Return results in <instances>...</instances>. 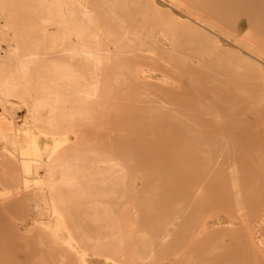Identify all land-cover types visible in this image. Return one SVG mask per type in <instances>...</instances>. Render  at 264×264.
<instances>
[{"label":"bare ground","instance_id":"6f19581e","mask_svg":"<svg viewBox=\"0 0 264 264\" xmlns=\"http://www.w3.org/2000/svg\"><path fill=\"white\" fill-rule=\"evenodd\" d=\"M144 3L143 0H0V143L3 145L0 149V216L3 215L6 207L8 205L10 206L12 201H15L17 206L19 203L25 205L27 214L23 212L24 216L21 218L23 219L21 223L8 222L10 231L19 233L27 227V224H42L40 229L36 230L37 232L29 234L33 240L30 245L31 248L27 250L28 264H44V262H46L47 259L52 258L53 255L48 254L46 253V250L44 251L41 249L43 247L49 249L55 246H58V249L55 252L56 256H54L56 260L55 264H89V260L87 259L88 252H91L96 256H101L105 261H108L109 263L111 262L110 264H164L165 262V264H199L202 260H199L201 256H203V260L209 264H264V236L261 237L260 234H257H262L264 231L253 228L252 225L248 223L241 228L236 225L239 228L235 230L237 233L235 235L234 232L233 234L235 236H233L230 234L232 233L230 231L232 230L231 228H225L224 230L220 229L221 225L219 226L220 221L218 220L213 222L210 226L205 218L200 217V213H196V209L195 213L189 211L194 207L193 205L186 206V202H188L189 199L187 196V200H185L184 203L186 204L185 206H182V203L180 204L177 200H174V202L171 201L172 204L174 203L171 211L173 210L174 212L173 214H170L165 221H159L155 224V222L151 223L148 220L149 217L146 218L147 212L150 211L149 209L155 206L153 200L155 199L156 188L158 186H156L155 183H150V179L153 178V171H147L149 166L150 169L148 170H152V161H150L149 158L140 157L138 155L139 152L136 153L134 150L137 148V151H139L138 148L141 145L143 146V144L141 143L140 145L139 143H136V141L141 142L139 138L134 142L136 144H133L132 140L134 138L137 139L136 136H141L143 138L144 135L147 134L146 141L143 143H147L152 150L151 152H154L152 147L156 146L157 143L155 144V142H159L162 145L166 143L168 144L170 140L173 142L179 141L180 138H182L180 137V134V136L177 135L171 139V132L168 133V130L170 131L171 127V130L174 129V125L182 130H190L189 128H193L192 125H194V120H200V118L197 117H203L202 113L205 114V112L209 111H206L205 108V112L202 111L199 113L196 110H198V108L204 109L205 106L200 107L199 105H196L197 103H201L200 101L196 104L194 103L195 107H197L194 111L198 112L200 115L198 114L197 116V113L194 112V114L192 112L196 119H192L190 122L188 120L189 126L187 127L189 128H186L187 123L185 122L186 119L184 117L186 107L184 108L182 106L183 103L180 101L182 95L185 94H183V89H180L182 78L181 73L184 70V66L187 64V61L193 64H201V60L194 62L191 55L187 56L185 52H180L177 37L175 38L170 32L158 30L156 32V39H154V36L151 33V28L145 26L146 21L144 22V18L149 16V14L147 15V7ZM149 3L152 5L156 13L161 14L163 11L161 6L153 2ZM232 6L236 7V5H228L227 7H230L228 10L232 9ZM141 7L142 9H146L142 12L139 10ZM220 9L227 12V8L222 5V2H220ZM135 12L136 14L142 13L141 16L144 18L142 21H138L135 18V25L127 24V21L133 23L132 19ZM195 30L196 29L191 28L192 32ZM257 41H259L258 46H264L261 38H258ZM153 48H156L159 51V54L162 56L165 55L168 59H164L162 56L158 59L155 55V51L152 50ZM215 50V55L219 57L217 60L218 64L221 62L220 60H223L224 62L226 61V64L232 63V59L234 58H239L237 61L240 64L249 62V59L243 57V55H237L235 53L236 51L227 50L222 45H218ZM175 51L177 54L175 55V59H173L171 54ZM203 52L204 55L205 52L209 55L214 54V52L211 53L209 49L204 50ZM123 53H125V55H123ZM198 54V52L194 53L197 57ZM256 55L258 56L257 58L259 61L264 62L262 59L264 58V52H258ZM158 60H162V62ZM158 64L161 66L160 72L163 76L158 80H152L151 77L147 75L148 70H146L145 67L152 66V68L156 70ZM250 64L252 63L250 62ZM220 68L222 69V67ZM193 71L201 72V70H192V72ZM231 71L235 74L238 70L237 68L232 67ZM195 75L197 76L198 74L196 73ZM199 76L202 75L199 74ZM185 80H187V78ZM226 81L229 82V79ZM190 84L192 87L193 82L190 81ZM190 84L187 85L188 89L185 88L187 92L191 89L189 88ZM198 84L200 83L198 82ZM218 84L220 87L223 86V83L222 85L220 82ZM214 85H212L213 88ZM195 87L193 88L195 89ZM194 89H192V91ZM219 91L221 92L222 90L220 89ZM187 92L185 94L186 97L190 94ZM225 92L226 90L224 89L223 94H225L224 97L226 98ZM216 93L218 94V92H215V94ZM206 94L207 93H203V95L207 96ZM215 94L212 95L217 99L215 97L217 95ZM232 94L234 97V93ZM236 94H239V92ZM241 94H245L244 91H242L240 95ZM253 94H250L249 98H251ZM192 95L195 96L194 94ZM228 95L227 92V97ZM255 96L252 98H255ZM258 96L260 95L258 94ZM190 98H192V96ZM201 98H204V96ZM189 102L191 103L190 100L187 103L189 104ZM241 103H243V101H241ZM246 103L248 104L250 102L246 101ZM253 104H255V102H253ZM222 105L224 106V104ZM218 106L221 107L219 104ZM233 106L234 105L230 108L236 107V105ZM246 107L249 106L247 105ZM21 108L26 109L27 114L23 119V125L27 124L26 128H17L13 125V115ZM192 108L194 109V106H192ZM215 108L213 107V109ZM225 108L228 109L229 107L227 106ZM250 108L252 109L253 107H249L248 109ZM235 109H231V112L233 111L231 113V118L233 117V114H238ZM237 109H239V107ZM216 110L217 109H215V111ZM234 110L236 113H234ZM220 111L217 110L216 112ZM259 111L261 112L260 108ZM259 111L257 113H260ZM187 112L189 113V111ZM223 112H221L222 116L224 115ZM225 112H227L226 115H230V113L228 114V111ZM238 112H242V110H239ZM213 114L215 113H212V115ZM252 114L254 113L252 112ZM112 115L120 117L119 119L122 118L123 120H128L127 122H130V124L131 122H143L140 123L141 125L138 123L137 125H134L133 123L131 126L138 127L141 131L144 130V134L140 133V130H137L140 132L137 133L136 131L135 133L137 135L134 138L129 136L133 138L130 140L131 142L126 140V138L124 139L123 135H126V133L122 132V130L121 133L118 132L115 134L116 139L114 140L111 137H99V139H96L97 134L93 133L92 131L94 128H91L94 126L101 127L102 120L107 119L106 117ZM194 115L192 118H194ZM208 116H210V112L207 117ZM242 116L245 117L242 119ZM242 116H238L239 118L234 116V119L236 118V120H240L241 118V125H243V123L247 124L250 120L247 118L248 121H244L247 114ZM221 118L223 120L224 117ZM208 119H210V117H208ZM213 119L216 121V118ZM219 119H217L218 122ZM234 119L232 118V121ZM236 120L232 122L234 123L231 125L233 128H229L230 124L226 127L231 120L228 121L227 124H225V122L223 124L230 130L231 128L233 130H236L237 128L241 129H237L236 131L237 133L240 131L238 134L241 136L237 137L238 139L241 138V141L238 140L239 142H235L237 133H234L235 138L232 141L237 144H242L244 140L247 142V139L250 138L251 135L250 137H247L246 135V139L244 137L246 133L242 135L241 131L244 129L245 132H247L246 129H248L252 123L250 122L249 125H247L248 128L245 127L244 124L243 128L239 125L241 122H237ZM146 121H159L160 124L155 127L151 125L150 122L148 124ZM171 121L175 124H170ZM203 121L205 122V120ZM119 122L125 123L126 121ZM119 122H117V124ZM208 122L209 121H207V123ZM216 122L214 124H216ZM130 124L125 123L121 128L126 129V125H128L129 128H132L130 127ZM209 125L211 126V124ZM113 126L115 125L113 124ZM33 127L37 129L38 134L31 131ZM118 127L120 128V126ZM211 128L212 127H210V129ZM214 128L215 127H213V129ZM210 129L208 131H210ZM218 129L220 130V128ZM221 129L224 131V128L221 127ZM219 130H215V132H219ZM179 131L182 132L181 130ZM249 131L251 130L248 129V132ZM127 132H130V130ZM183 132L187 133L186 131ZM195 132L197 134V132L200 131ZM226 132L227 130L224 132V135ZM230 132H232V130ZM173 133H171V135ZM173 135L175 136L176 134L174 133ZM185 135L186 138L188 134ZM190 135L192 137L194 136L192 134ZM38 136L44 139H50L52 141L51 145L40 146V138ZM177 137L179 138L178 140L176 139ZM156 138L158 140H156ZM214 138L215 137H213V141ZM186 139H188V137ZM193 141L192 143H194ZM222 142H224V140ZM222 142H220V144ZM231 142L227 144L229 146H224L223 143L221 145H223L222 147H225V149L227 147L229 150V147L230 149L232 147ZM234 142L233 144H235ZM246 142L243 144L245 145ZM190 143L191 141L189 144ZM170 144L172 143H169V145ZM241 144L235 145V147L237 146L239 148L238 150H240ZM250 145L251 144H249L248 147ZM142 146L140 147L141 149ZM218 146L220 147L219 144ZM258 146L256 145L255 147L254 145L256 151ZM158 147L159 146H157V149ZM167 147L169 148L168 145ZM212 147H216L214 146V143L212 144ZM233 148L231 151L227 150L228 154L233 151ZM251 148L252 147H250L249 153L252 152L251 154L255 155V160L258 157V159L264 161V154L261 155L260 152L255 154L254 149L253 153ZM141 149L140 151L145 155L147 149L145 148V151L143 150L144 148L142 149L143 151ZM159 149H162L161 146ZM165 149L166 148H164V150ZM175 149L173 148V150ZM209 149H212L211 145ZM262 149L264 150L263 147L261 150ZM187 150L188 149H186V151ZM206 150H208V148ZM155 151L158 152L157 150ZM221 151H224V149L222 148ZM165 152L166 150L162 153ZM170 152L171 155H169V158L170 156L172 157V149ZM213 152L214 151H212L211 154L209 153L208 163L215 158ZM227 152L225 150L224 153L226 154L224 155L227 156ZM240 152L241 151H239V154ZM162 153L159 152L156 154ZM167 153H165V155ZM232 153L234 154V152ZM232 153L230 156H232ZM249 153H246L245 155L243 154V156L250 158ZM148 154H146L147 157ZM152 154L154 153H151V156ZM175 154L176 153L173 155ZM220 154H222V152ZM239 154L234 156L235 159L232 158L230 159L231 161L229 160L228 162H233L232 160L239 159L240 157H237ZM205 155L207 157L208 154L206 153ZM151 156L150 159L152 160ZM161 156L158 157L162 158ZM209 157L211 158L209 159ZM220 157L221 158L219 159L217 157V160L214 159V161L216 160L215 165H217L218 160H220L218 164L223 163L221 162L223 158L221 155ZM155 158H157V156ZM186 158L188 159V157ZM253 158L252 160L254 161ZM226 159L228 160V158ZM226 159H223L224 163L226 162L228 164ZM148 160L152 164L147 163L149 162ZM262 160H260L259 163H261ZM202 161L204 162V160ZM237 162L238 163L235 164V161V163L229 167L226 165L222 166L223 170H226L227 167L229 171L227 172L228 174H224L225 177L230 178V183H228L230 184L229 187L231 192H229V188H225V186L222 187L224 191L221 190V192H224L227 198L230 196L228 199L229 202H231L230 198L232 195L245 189L244 187L243 189H236L235 185L237 184L235 183L234 187H232V173H235L233 170L247 168L251 171L252 168L250 164L245 166L240 159ZM155 163L157 162L155 161ZM164 164L165 162L163 163V166ZM201 165L204 166V164ZM208 165L209 164H206V167ZM203 166H201V168ZM220 166L221 165H217L218 169ZM168 167L170 168L171 166ZM159 168L161 171L165 170H162V165L161 167L159 166ZM159 168L157 167V170ZM208 168L211 171L210 167ZM206 169L207 168H205V171ZM215 169L213 170V174L218 171ZM143 170L147 171L144 175L145 183L140 185L142 187L138 188L136 181L139 178L141 180L139 171L142 172ZM209 170H207L208 172L205 174H210L211 172H209ZM202 171L204 172L203 169L199 170V173L201 172L200 175L202 174ZM221 172L219 173L220 176ZM183 173L185 174L186 172L184 171ZM211 174L210 176L213 177V174ZM194 175L195 174H193V176ZM172 176L173 175H170L169 179H172ZM188 176L190 177L191 175L188 174ZM188 176L186 175L185 177L187 178ZM204 176L208 175H203V177ZM156 177L158 178V176ZM175 177L176 176H174V178ZM185 177L183 179H185ZM255 177H264V170L262 173L261 171L255 173ZM174 178L171 180L172 183L174 180L176 182H182V178H179L178 180ZM246 178L247 176H245V179ZM197 179L199 180L196 181V178L193 180V185H195V183L196 186L199 185L197 182H203L204 178H201L202 180H200L197 176ZM206 179V183L203 186H200L204 187L201 189L203 192L205 188L208 191V182L212 178H209L210 180ZM213 179H217L215 181L216 184L219 185L218 181L220 179L218 177ZM213 179L211 180L212 182ZM245 179H243V181H245ZM248 182H240V184L247 185ZM256 183L258 182L256 181ZM180 184L177 183V185ZM263 184L264 181L262 185ZM216 187L215 189L210 188L212 191H210V193L208 191L209 196L214 190L216 191ZM251 189L252 186H249L248 190ZM181 191L182 190H180V192ZM255 191H257V189H255ZM177 192L176 194L180 193ZM258 192L262 196L257 194V197L252 198H264V185L261 191L258 190ZM173 193L174 192H172V195ZM239 193L242 194V192ZM225 196L219 198L225 200ZM159 197L162 196L160 195ZM197 197L198 196H196V198ZM180 198L181 197H179V199ZM211 198H213V196H211ZM190 199L192 201V196ZM170 200L171 198L168 201ZM235 201L237 202V199H235ZM164 202L161 203L164 205ZM124 204H133L136 208L138 207L140 211L142 209L143 213H141L143 216L140 215V217H138L137 214V217L139 218L138 220L131 219ZM206 204L207 203L202 206L206 207ZM256 204L257 202L254 205ZM208 206L206 208L210 207ZM185 207L187 208V211L185 210ZM227 207L229 208L228 205ZM252 207L253 206L249 207V209H253ZM255 208L256 209L251 211H255L257 216L264 215L263 205H258V207L256 206ZM167 210V212H170V209ZM200 210L201 209H199V211ZM233 210L235 211V209H232L231 211ZM15 214L16 213L12 215ZM156 215H158V213ZM228 216L233 218V214L231 213H229ZM152 218L154 217H151V219ZM17 220L20 221L19 219ZM228 223L236 224V222ZM7 226L8 225L2 223L0 225V233L7 229ZM216 226L220 228L218 229ZM61 231H66L70 238L64 240L60 236ZM223 239L234 241L232 242L233 244L230 243L224 245L220 241ZM0 240H4V238L0 237ZM217 241H220L222 245H219L220 243L215 244ZM14 255V252L0 251V264H4V261H7Z\"/></svg>","mask_w":264,"mask_h":264},{"label":"rangeland","instance_id":"374dc122","mask_svg":"<svg viewBox=\"0 0 264 264\" xmlns=\"http://www.w3.org/2000/svg\"><path fill=\"white\" fill-rule=\"evenodd\" d=\"M143 2H145L144 4L146 5V7H147V15L149 14V16H146L145 18L143 17V16H141V14L142 13H140V14H136V12L133 14V23H130V22H128L127 21V24H129V25H135L136 23H135V18L138 20V21H142V19L144 18L145 20H144V22L146 23L145 24V26H147V28H151V30H152V35L154 36V39H156V32L158 31V30H160V31H162V30H164V31H166V32H170L171 34H173L174 36H175V38L177 37V42H178V44H179V46H180V49H179V51L180 52H185V54L187 55V56H192V58H193V61L194 62H196V61H199V60H201V64H193V63H189L188 61L186 62L187 64L184 66V70L182 71V73H181V82H180V89L183 91V94L185 93L186 94V92H187V90L186 89H188V87H187V85L188 84H190V81L191 82H193V84H192V87H191V84H190V86H189V88H191V89H189L188 90V92L187 93H190L189 95H187V97H186V95L184 96V95H182V98L180 99V101L183 103L182 104V106L185 108V111H184V117H185V119L187 120H185V122L188 124L189 122H190V120L192 121V119H196V117H195V113H197V116H198V114L199 113H201L202 111L203 112H205V108H206V111H209L210 112V116H208V117H210V119H208V117H207V115L209 114V112H205V114H203L202 113V115H203V117H197V118H200V120H194V125H192L193 126V128H192V130H191V128H189V127H187V126H189V124L187 125L186 124V128H189L190 130H188V129H180V128H177V126L176 125H174L175 123L173 122V121H171V123L170 124H172V125H174V129H172L171 130V128H170V131L168 130V133H175L176 135L174 136L173 134L171 135V133H170V136L172 137L171 139H173L174 137H176L177 135H179L180 136V134H181V136L180 137H182V138H180V142H183V143H180L179 141H173V142H171L172 140H170L169 141V143H172V144H170L171 145V147H170V145H169V143L167 144L168 146H169V148L167 147V145L166 144H160L159 142H155V144H156V148L154 147H152V149H153V151L154 152H151L152 150H151V148L148 146V144L147 143H143V142H145L146 141V135L147 134H145L144 135V139L141 137V136H136L137 134L135 133L137 130H140V128L138 129V127H133V126H131V124L133 125V123H134V125H137V123L139 124V125H141L140 123H143V122H131V124H130V122H127L128 120H123L122 118L121 119H119L120 117H116V116H108V117H106L107 119H104V120H102L103 122L101 123L102 124V126L101 127H92L91 129H93V133H95V134H97V136H96V139H99V137L100 138H106V137H111L113 140L114 139H116V136H115V134H117L118 132L119 133H121V130H122V132H125L126 133V135L124 136L123 135V137H124V139L126 138V140H131V139H133L135 136H136V138L137 139H133L132 140V143L133 144H136V143H139L140 145H141V143L143 144V146H142V149L145 151L146 149V151H145V155H144V153L142 154V152L140 151V147L138 148V150L139 151H137V148H135L134 150H135V152L136 153H138L139 152V156L140 157H146V158H149V160L150 161H152V163L149 161V162H147V163H151L152 164V166H151V169L152 170H148V169H150V166L147 168V171H153V178L152 179H150V183H155V185L156 186H158L157 188H156V195H155V199L153 200L154 201V204H155V206H153L152 208H150L149 210V212H147V214H146V218L147 217H149V221L151 222V223H154L155 222V224H157L159 221H165L166 219H168V217L170 216V214H173V210L171 211V209H172V207H173V204L171 203V201H173L174 202V200H177L182 206H185L186 204V206L188 207L189 205H193V209H191V210H189V211H191V212H193V213H195V209H196V213L197 214H199L200 213V217L201 218H205L206 219V221L208 222V225H210L211 226V224L213 223V222H216L217 220L218 221H220L219 223V226L221 227H218V226H216V228L218 227V229L220 228L221 230H224L225 228L227 229V228H231L232 230H230L232 233H230L231 235H233V236H235L236 235V233L237 232H235V230H237L239 227L241 228V227H243L244 225H246V224H250V225H252V227L253 228H257V229H261L262 231H264V215H260V216H257V214L255 213V211H251V210H254V209H256L255 207L257 206L258 207V205H263L264 206V198H262V197H259V199L258 198H252V197H257L258 195L257 194H259V192H258V190L259 191H261V189L263 188V185H262V183H263V181H264V177H255V173H258V172H260L261 171V173L263 172V170L264 169H261V168H264V161L262 160V159H258V157L256 158V160H255V155H253V154H251V153H249L250 151V147H252L251 149V151H253V149H254V151H255V154L257 153V152H260L261 153V155H263L264 153H263V149L261 150V148L263 147L264 148V62H261V61H259L258 60V56L256 55V53H258V52H260V53H263L264 52V46H258V43H259V41H257V39L258 38H261V40L263 41V43H264V0H143ZM149 2H153V3H155V4H157V5H159V6H161V9L163 10L162 12H161V14H158V13H156L155 12V10H154V8L152 7V5H150V3ZM220 2H222V5L223 6H225L226 8H227V12H224L223 10H221L220 9ZM228 5H236V7H233L232 6V9H229L228 10V8H230V7H227ZM138 9V8H137ZM146 8H143L142 9V7L139 9L140 11H142L143 12V10H145ZM170 13V14H169ZM138 16V17H137ZM191 28H194V29H196L195 31H191ZM218 45H222V46H224L225 47V49H227V50H233V51H236L235 53L237 54V55H243V57H246L247 59H249V62H246L245 64L243 63V64H240L238 61H237V59H239V58H234V59H232V63H228V64H226L223 60H220L221 62H219V64L217 63V60H218V56H216L215 54H216V50H215V48L216 47H218ZM111 48H112V46H111ZM183 48V49H182ZM210 50L211 51V53L212 52H214V54H208V53H206L205 52V55H204V50ZM153 51H155V55H156V57L159 59L162 55L161 54H159V51L156 49V48H153L152 49ZM194 51V52H193ZM218 51V50H217ZM192 52V53H191ZM196 52H198L199 54H201V55H199L198 54V57L197 56H195L194 55V53H196ZM146 53V52H145ZM175 53V54H174ZM147 54H148V52H147ZM177 53H176V51L175 52H172V58L173 59H175V55H176ZM189 54V55H188ZM202 54H203V56H202ZM123 55H125V53H123ZM200 56V57H199ZM214 57H216V58H214ZM162 58H164V59H168V57H166L165 55H163L162 56ZM215 59V60H214ZM222 59V58H221ZM263 60H264V58H262ZM236 60V61H235ZM158 61H161L162 62V60H158ZM214 61V62H213ZM250 62L252 63V64H250ZM250 65H249V64ZM203 64V65H202ZM206 64H207V66H206ZM209 64V65H208ZM213 64V65H212ZM216 66H215V65ZM219 65V66H218ZM240 65V66H239ZM193 66V67H192ZM160 65L158 64V66H157V69L155 70L154 68H152V66H147V67H145L146 68V70H148V72H147V75H149L150 77H151V79L152 80H158L160 77H162L163 75H162V73L160 72L161 70H160ZM200 67V68H199ZM220 67H222V69L220 68ZM226 67V68H225ZM232 67H235V68H237V72H235V74H234V72L233 71H231V69H232ZM192 68V69H191ZM224 68V69H223ZM205 69H206V71H205ZM243 69V70H242ZM192 70H201V72H197V71H193L192 72ZM211 70V71H210ZM216 70H217V72H219V73H217L216 72ZM205 71V72H204ZM222 72H224V73H222ZM239 72V73H238ZM198 74L197 76L195 75V74ZM210 73H211V75H210ZM199 74L200 75H202V76H199ZM214 76H213V75ZM217 74H218V76H217ZM220 74V75H219ZM239 74V75H238ZM225 75V76H224ZM228 75V76H227ZM238 75V76H237ZM204 76V77H203ZM234 76V77H233ZM199 78V80H198V78ZM232 77H233V79L235 80H233L232 79ZM187 78V80H185ZM203 78V79H202ZM224 78H225V81H224ZM227 79H229V82L228 81H226ZM185 80V81H184ZM209 80V81H208ZM230 80H231V82H230ZM237 80V81H236ZM220 82V84L222 85V83H223V86H224V88H223V86H221L220 87V85L218 84L219 82ZM222 81V82H221ZM232 81H233V83H232ZM185 82H189V83H185ZM198 82L200 83V84H198ZM210 84H209V83ZM227 82V83H226ZM195 83H197V84H195ZM208 83V84H207ZM216 84V85H214V84ZM232 83V84H231ZM207 84V85H206ZM228 84V85H227ZM195 85H196V87H195ZM198 85V86H197ZM212 85H214V88H213V86ZM231 85V86H230ZM206 86H207V88H206ZM215 86H218V87H215ZM193 87H195V89L193 88ZM198 87H199V89H198ZM203 87V88H202ZM212 87V88H211ZM186 88V89H185ZM197 88V89H196ZM217 88V89H216ZM192 89H194L193 91H192ZM222 90L221 92L219 91V90ZM224 89L226 90V98L224 97L225 96V94H223L224 93ZM190 91V92H189ZM211 91V92H210ZM242 91H244V93L247 95V98H246V95L245 94H241L240 95V93L242 92ZM197 93V94H195V93ZM205 94V93H207L206 95L207 96H205V95H203V93ZM209 92H210V94H209ZM215 92H218V94L216 93L215 94ZM227 92H228V97H227ZM237 92H239V94H236ZM202 93V94H201ZM215 94V95H217V96H215L217 99H215L214 98V96L212 95V94ZM232 93H234V95L236 96H232L233 94ZM255 94V95H257V96H255L254 94L252 95V97H254L255 96V98H249V96H250V94ZM192 94H194L195 96H193ZM208 94H209V96H208ZM222 94V95H221ZM248 94H249V96H248ZM258 94L260 95V96H258ZM202 95V96H201ZM211 95H212V97H211ZM243 95H244V97H243ZM192 96V98H190ZM203 97L204 96V98H201V97ZM232 96V97H231ZM242 97V98H241ZM187 100H186V99ZM221 98V99H220ZM223 98V99H222ZM191 101V103L189 102V104L187 103L189 100ZM203 101H202V100ZM193 100H195V101H193ZM198 100V101H197ZM213 100V101H212ZM225 102H224V101ZM192 101H193V103H192ZM201 102L202 103V105H201V103H197V102ZM206 101V102H205ZM209 101V102H208ZM231 101V102H230ZM238 101V102H237ZM240 101V102H239ZM241 101H243V103H241ZM245 101V102H244ZM246 101L247 102H250V103H246ZM207 102H208V104H207ZM213 102V103H212ZM219 102V103H218ZM227 102V103H226ZM253 102H255V104H253ZM196 105H199L200 107L201 106H205L204 107V109L203 108H198V110H196V111H198V112H196V111H194L197 107H195V104ZM204 103H206V104H204ZM235 103V104H234ZM260 103V104H259ZM190 104H191V106H190ZM218 104L219 105H221V107L223 108L224 106L225 107H229L228 109H226L225 107L222 109L220 106H218ZM222 104H224V106L222 105ZM230 104V105H229ZM186 105V106H185ZM209 105V106H208ZM217 107H216V106ZM232 105H236V107H234V108H230V107H232ZM249 106V107H253L252 109L250 108V109H248L249 107H246V106ZM192 106H194V109L192 108ZM260 106V107H259ZM187 107H188V109H187ZM191 107V108H190ZM213 107L215 108V109H217L218 111H220L221 109L224 111H220V112H216L215 111V109H213ZM239 107V109H237ZM240 107H241V109H240ZM245 107V108H244ZM221 108V109H220ZM236 108V109H235ZM255 108V109H254ZM259 108H260V110H261V112L259 111ZM192 110V111H190V110ZM202 109V110H201ZM226 109V110H225ZM231 109L233 110V109H235V110H237L236 112L238 113V114H233L232 116V118L234 119V116L235 117H237V118H239V117H241L242 115H246L247 114V116H246V119H244V121L245 122H247L248 121V119H250L249 121H248V123L246 124V123H243V125H241L242 124V119L245 117V116H242V119L240 118V120L238 119V120H236V118L234 119V120H236L237 122L239 121V122H241L239 125L240 126H244V124H245V127H247L248 128V126L247 125H249V123L251 122L252 124H250L251 126H249V130H251V131H249L248 132V129H246L247 130V132H245V130L244 129H242V131L244 132H242L241 131V133H242V135H244L245 133V135H244V137L247 139V137H250V135H251V137L250 138H248L247 139V142H246V140H244V142L243 143H245L246 142V144H247V148H246V144L244 145L243 143V145L241 144V143H238V144H241V146H240V150H238L239 148L236 146L235 147V145H238L237 143H235V142H239V141H241L240 139L241 138H239L238 139V137L237 136H241V135H239L238 133L240 132V131H238V133L236 132L237 131V126H236V130L234 129H232L233 128V126H231V125H233L234 123H232L233 121H232V118H231V113L233 112H231ZM244 109V110H243ZM245 109H247V110H245ZM256 109H257V111H256ZM235 110H234V113H236L235 112ZM239 110H242V112H238ZM252 110V111H251ZM187 111H189V113L187 112ZM225 111H228V114L230 113V115H226V113L227 112H225ZM244 111V112H243ZM250 111H251V113H250ZM260 112V113H257V112ZM187 112V113H186ZM194 114H193V113ZM215 113V114H213L212 115V113ZM221 112H223L224 113V115L222 116V113ZM247 112V113H246ZM249 112V113H248ZM252 112L254 113V114H252ZM207 113V114H206ZM221 113V114H220ZM246 113V114H245ZM26 109L25 108H21V109H19V110H17L15 113H14V115H13V125H14V127H23V128H26L27 127V124H24L23 125V119H24V117L26 116ZM188 114V115H187ZM220 114V115H219ZM240 114H242V115H240ZM249 114V115H248ZM189 115H192V116H189ZM193 115H194V118H192L193 117ZM200 115V114H199ZM204 115H205V117H204ZM239 117H238V116ZM17 116V117H16ZM213 118H216V121L218 122V120L217 119H219V118H221V117H224L223 118V120H222V118L221 119H219V122L217 123L216 121H215V119H213ZM216 116H220V117H216ZM227 116V117H226ZM229 116V117H228ZM225 117H226V120H225ZM202 118V119H201ZM206 118V119H205ZM230 118V119H229ZM248 118V119H247ZM110 119V120H109ZM119 120V121H126L125 123L126 124H130V127H132V128H129L128 127V125H126V127H125V125H124V127L127 129H122L121 128V126H123V124H125L124 122H122V123H120L119 121H117V120ZM188 120H189V122H188ZM203 120H205V122L203 121ZM209 121L208 123H207V121ZM231 120V122H229L228 123V121H230ZM144 121V120H143ZM200 121V122H199ZM201 121H203V122H201ZM243 121V122H244ZM100 122V121H99ZM113 122V123H112ZM115 122V123H114ZM117 122H119L118 124H117ZM145 122V121H144ZM148 124H149V122H150V124L151 125H153V126H158L159 124H160V122L159 121H154V122H151V121H146ZM156 122V123H155ZM213 122V123H212ZM216 122V124H214ZM225 122V124H227L226 125V127H228L229 126V124H230V126H229V128L230 127H232L231 128V130H232V132H230L231 130L229 129V128H226L225 126H224V123ZM152 123H154V124H152ZM161 123H163V122H161ZM198 123H200V124H198ZM113 124L115 125V126H113ZM122 124V125H121ZM157 124V125H156ZM169 124V125H170ZM203 124V125H202ZM209 124H211V126L208 125ZM213 124V125H212ZM218 124H222V125H218ZM17 125H20V126H17ZM103 125H104V128H103ZM112 125V126H111ZM195 125H196V127H195ZM208 127H207V126ZM215 125V126H214ZM236 125H237V123H236ZM108 126V127H107ZM118 126H120V128L118 127ZM201 126H202V128H201ZM217 126V127H216ZM239 126V127H240ZM128 127V128H127ZM195 127V128H194ZM199 127H200V129H199ZM210 127H212L211 129H210ZM213 127H215L214 129H213ZM221 127L222 128H224V131H222L223 129H221ZM252 129H251V128ZM133 128H134V130H133ZM210 129V131H208L209 129ZM218 128H220V130H219V132H215V130L216 131H218L217 129ZM244 128V127H243ZM176 129H178V130H176ZM196 129H198V130H196ZM240 129V128H239ZM238 129V130H239ZM130 130V132H127V131H129ZM148 130H150V129H148ZM147 130V131H148ZM158 130V129H157ZM179 130H181L182 132H180ZM200 131V132H197V134H196V132L195 131ZM212 130V131H211ZM227 130V134L229 133L230 134V137H229V134L227 135L226 133H225V135H224V132ZM228 130H230V131H228ZM241 130V129H240ZM31 131L33 132V133H37L38 134V131H37V129L36 128H32L31 129ZM111 131V132H110ZM141 131V130H140ZM140 131H137V133L138 132H140ZM144 131V130H143ZM143 131H141L140 133H142V134H144L143 133ZM178 132V134H177V132ZM183 131H186L187 133H185V132H183ZM190 131V132H189ZM208 133H207V132ZM222 131V132H221ZM233 131H235V132H233ZM31 132V133H32ZM103 132V133H102ZM180 132V133H179ZM210 132V133H209ZM214 134H213V133ZM101 133V134H100ZM127 133H129V134H127ZM183 133H185V134H188L187 135V137H188V139H186L185 138V134H183ZM194 133V134H193ZM211 133H212V135H211ZM216 133H218V134H216ZM234 133H237V135H236V137L237 138H235V134ZM134 134V135H133ZM183 134V135H182ZM190 134H192V135H194L193 137H195V138H193ZM196 134V135H195ZM231 134H233V135H231ZM185 135V136H184ZM222 135V136H221ZM224 135V136H223ZM246 135H247V137H246ZM249 135V136H248ZM129 137V136H131V137H133V138H131V137H129V138H127V137ZM178 136V137H179ZM218 136V137H217ZM233 138H232V137ZM253 136V137H252ZM40 139H39V145L40 146H44V145H47V146H49V145H51V140L50 139H44V138H42V137H40V136H38ZM176 138L177 140L179 139V138ZM197 137V138H196ZM212 137V138H211ZM213 137H215L214 138V141H213ZM228 137V138H227ZM138 138L140 139V141L141 142H137L136 140H138ZM189 138H190V140H189ZM192 138V139H191ZM212 139V141H211V139ZM217 138H219V139H217ZM221 138V139H220ZM226 138H227V142H226ZM231 138V139H230ZM236 139V141L234 142V141H232L233 139ZM142 139V140H141ZM183 139H185V140H183ZM242 139H244V138H242ZM156 140H158L157 138H156ZM175 140V139H174ZM183 140V141H182ZM187 140V141H186ZM194 140V141H193ZM196 140V141H195ZM224 140V142H226V143H224V142H222V141ZM232 142H231V141ZM239 140V141H238ZM136 141V143H134ZM191 141V143L189 144V142ZM192 141L195 143H192ZM215 141H216V143H215ZM231 142V144H232V147H231V149H230V147H229V150L227 149V147H226V149H225V147H222L223 145H221L222 143L224 144V146L225 145H227V144H229L230 142ZM243 141V140H242ZM257 141V142H256ZM131 142V141H130ZM180 144H179V143ZM185 142V143H184ZM186 142H188V143H186ZM207 142V143H206ZM214 143V146H216L215 148L214 147H212V144ZM220 142H222L221 144H220ZM233 142L235 143V144H233ZM249 142V143H248ZM211 143V144H210ZM253 143V144H252ZM145 144H147V145H145ZM218 144L220 145V147L218 146ZM249 144H251L249 147H248V145ZM147 146V147H145V146ZM175 145V146H174ZM192 145V146H191ZM195 145V146H194ZM210 145H211V148L212 149H209V147H210ZM253 145V146H252ZM254 145H255V147H256V145L258 146V145H260V146H258L257 147V151H256V148L254 147ZM157 146H159L158 147V149H157ZM160 146H161V148L163 149V151H165L166 150V152L165 153H167L166 155H165V153H162L163 151H162V149H159L160 148ZM227 146H229V145H227ZM231 146V145H230ZM245 146V147H244ZM3 147V145H2V143H0V149ZM178 147V148H177ZM187 147H189V148H187ZM191 147V148H190ZM217 147H219V148H217ZM234 147V148H233ZM243 147V148H242ZM254 147V148H253ZM146 148V149H145ZM164 148H166L165 150H164ZM169 150H168V149ZM173 148L175 149V150H173ZM182 148V149H181ZM193 148V149H192ZM208 148V150H206ZM217 148V149H216ZM224 149V151H221V149ZM232 148H233V151L232 152H234V154L232 153V156H230L231 155V153L229 152V154H228V152H227V150L228 151H231L232 150ZM245 148V149H244ZM141 149V150H142ZM150 149V150H149ZM157 150L158 152H156L155 150ZM171 149H172V157L170 156V158H169V155H171ZM177 149H180V150H177ZM185 151H184V150ZM186 149H188L187 151H186ZM192 149V150H191ZM195 149H196V151H195ZM205 149V150H204ZM234 149H235V151H234ZM241 149H243V150H241ZM259 149V150H258ZM142 150V151H143ZM177 150V151H176ZM204 150V151H203ZM216 150H218V151H216ZM225 150H226V152H227V154L229 155H224V154H226V153H224L225 152ZM261 150V151H260ZM148 151V152H147ZM173 151H176V152H173ZM207 151V152H206ZM212 151H214L213 153H214V159H216L217 160V157H218V159L219 158H221L220 157V155L222 156V158L223 159H226V158H228V160H227V162L230 160V159H232V158H234V156H236L237 154H239V151H241L240 152V154H239V156H237L239 159H240V161L241 162H243V164L246 166V165H248V164H250L251 166H252V168H251V171H249L247 168H241V169H235V170H233L235 173L233 174L232 173V175H233V177H232V179L231 180H233L231 183V185H233L232 187H234V185L235 184H237V185H235V187H236V189L237 188H241V189H243V187L247 190V192H246V190L245 189H243V191H239V192H242V194L241 193H239L238 191V193H236V194H234V195H232V197L230 198L231 199V202H229V197L227 198L226 196H225V193L224 192H221V190L222 191H224L223 190V186H225V188H229V192H231V190H230V178H227V177H225V174H228L227 172H229L228 171V169H227V167H229L230 165H232V164H234L235 163V161H236V163L235 164H237L238 162L237 161H239V159H237V160H232L233 162H228V164L225 162L224 163V160L222 161L221 160V162H223V163H220V164H218L219 162H220V160H218V163H217V165H221L220 167H219V169H218V167H217V165H215L216 164V160L214 161V159H212L211 160V162H207L208 161V156H209V153L211 154L212 153ZM238 151V152H237ZM248 151V152H247ZM254 151H253V153H254ZM147 152V153H146ZM154 153V154H152V156H151V153ZM162 153V154H156V153ZM187 152V153H186ZM197 152V153H196ZM203 152V153H202ZM215 152H217V153H215ZM218 152H219V154H218ZM222 152V154H220ZM237 154H236V153ZM249 153V156H250V158L249 157H245V156H243V154L245 155L246 153ZM149 153V154H148ZM174 153H176L175 155H173ZM190 155H189V154ZM208 154L207 155V157H206V155L205 154ZM241 153H242V156H241ZM144 155V156H141V155ZM146 154H148V157H147V155ZM180 154V155H179ZM182 154V155H181ZM192 154V155H191ZM194 154H196V155H194ZM162 155V156H161ZM176 155H178L179 156V158H181V157H184L185 158V160H184V158H181V159H179L178 158V156H176ZM187 155V156H186ZM194 155V156H193ZM203 155V156H202ZM205 155V156H204ZM211 155V156H212ZM219 155V156H218ZM150 156H151V158H152V160L150 159ZM157 156V158H155ZM158 156H161L162 158H160V157H158ZM163 156H165V157H163ZM175 156V157H174ZM196 156V157H195ZM225 156H226V158H225ZM253 156H254V158H253ZM168 159H167V158ZM186 157H188V159L186 158ZM190 157V158H189ZM206 157V158H205ZM236 157V158H237ZM243 157H244V159H243ZM263 157V156H262ZM154 158V159H153ZM159 158V159H158ZM176 158H178V159H176ZM202 158V159H201ZM211 157H209V159H210ZM252 158L254 159V161L252 160ZM162 159V160H161ZM174 159H176V160H174ZM235 159V158H234ZM154 160V161H153ZM168 160V161H167ZM173 160H174V162H173ZM179 160V161H178ZM202 160H204V162L202 161ZM206 160V161H205ZM225 160V161H226ZM251 160V161H250ZM260 160H262L261 161V163H259L260 162ZM155 161L157 162V163H155ZM183 161V162H182ZM231 161V160H230ZM165 162V164H164V166H163V163ZM190 162V163H189ZM206 162V163H205ZM214 162V163H213ZM253 162V163H252ZM255 162V163H254ZM262 162H263V164H262ZM155 163V164H154ZM175 163V164H174ZM194 163V164H193ZM177 164H179V165H177ZM181 164V165H180ZM191 164H192V166H191ZM201 164H204V166L203 165H201ZM206 164H209L207 167H206ZM154 165V166H153ZM161 167V165H162V170L163 169H165V170H167V171H165V170H163V171H161V169L159 168V166ZM167 165V166H166ZM191 166V168H190V166ZM199 165H201V166H203L202 168H201V166H199ZM213 165V166H212ZM227 166L226 167V170L224 169H222L223 167L222 166ZM255 165V166H254ZM261 165V166H260ZM168 166H171L170 168L168 167ZM173 166V167H172ZM181 166H183V167H181ZM157 167L160 169H158L157 170ZM164 167V168H163ZM168 168V169H170V170H168V169H166V168ZM176 167V168H175ZM195 168V171H194V168ZM208 167H210V169H211V171L209 170V168ZM215 167H216V169H215ZM173 168H175L174 170H172ZM205 168H207L206 169V171H205ZM215 170H220L219 172L217 171V173H215V174H213V170L214 169ZM225 168V167H224ZM154 169V170H153ZM182 169V170H181ZM184 169V170H183ZM187 169H188V171H187ZM204 170V172L202 171V174L200 175V173H199V170ZM230 169V168H229ZM255 169V170H254ZM156 170V171H155ZM179 170V171H178ZM207 170H209V172H211L212 174H213V177H211L210 176V174L209 173H207V174H205L206 172H208ZM147 171H145V170H143L142 172L141 171H139V175H140V177H141V180H140V178L139 179H137V181H136V185H137V187L139 188V187H142V186H140V185H143L144 183H145V177H144V175H145V173L147 172ZM181 171V172H180ZM186 172L185 174L183 173V172ZM221 171H224V172H221ZM254 171V172H253ZM156 174H155V173ZM187 172H189V173H187ZM194 172V173H193ZM216 172V171H215ZM221 172V176H220V173ZM169 173V174H168ZM171 173V174H170ZM173 173V174H172ZM195 174L194 176H193V174ZM204 173V174H203ZM225 173V174H224ZM245 173V174H244ZM161 174H163V175H161ZM180 174V175H179ZM183 174H184V176H183ZM188 174L189 175H191L190 177L188 176ZM211 174V175H212ZM249 174V175H248ZM253 174V175H252ZM142 175V176H141ZM170 175H173L171 178L172 179H169V177H170ZM188 176L187 178L185 177V176ZM203 175H208L209 176V178H219L220 180L218 181V184L219 185H217L216 184V181L215 180H217V179H213V182L208 178V176H204L203 177ZM216 175H218V176H216ZM247 176V178L245 179V176ZM156 176H158V178L156 177ZM174 176H176L175 178H174ZM179 176V177H178ZM181 176V177H180ZM183 176V177H182ZM196 176V177H195ZM197 176L200 178V180H202L203 178V182H202V184L200 185V183L201 182H197L199 185H197L196 186V183H195V185H193L194 183H192L193 182V180L196 178V181L197 180H199V179H197ZM215 176V177H214ZM249 176V177H248ZM157 179H156V178ZM164 177V178H163ZM185 177V179H183ZM194 177V178H193ZM155 178V179H154ZM167 178H168V180H167ZM173 178L174 179H176V180H178L179 178L182 180V182L180 181V182H176L175 180H174V182L172 183V181L171 180H173ZM202 178V179H201ZM207 178V179H206ZM235 180H234V179ZM165 179V180H164ZM189 179H192V180H189ZM205 179L206 180H210L209 182L210 183H212V184H210L209 182H208V184H209V187H208V191H209V193H210V191H212V189H210V188H214L215 189V187H216V195H215V192L213 191V193L212 194H210V196H209V193H208V191H207V189L205 188V190H204V192L201 190L202 188H204V187H200V186H203L206 182H205ZM243 179H245V181H243ZM141 181V182H140ZM156 181V182H155ZM163 181V182H162ZM166 181V182H165ZM191 181V182H190ZM196 181H194V182H196ZM235 181V182H234ZM238 181V182H237ZM248 182V181H250V182H248V184L247 185H244V184H240V182ZM256 181L258 182V183H256ZM176 182V183H175ZM229 182V183H228ZM142 183V184H141ZM168 183V184H167ZM176 185H175V184ZM177 183L178 184H180L181 185V187H180V185H177ZM192 183V184H191ZM215 183V184H214ZM235 183V184H234ZM170 184V185H169ZM173 186H172V185ZM259 184V185H258ZM160 185V186H159ZM161 185H163V186H161ZM168 185V186H167ZM212 185H214V186H212ZM240 185V186H239ZM172 186V187H171ZM179 186V187H178ZM208 186V185H207ZM206 186V187H207ZM212 186V187H211ZM227 186V187H226ZM249 186H252V189L251 190H248V187ZM260 186V187H259ZM161 187H162V189H161ZM171 187V188H170ZM200 187V188H199ZM166 188V189H165ZM179 190H178V189ZM180 188H182V189H180ZM174 189V190H173ZM176 189V190H175ZM255 189H257V191H255ZM180 190H182L181 192H180ZM188 190H189V192H188ZM160 191V192H159ZM180 192V193H178V192ZM172 192H174L173 193V195H172ZM176 192L178 193V194H176ZM219 192V193H218ZM221 192V193H220ZM244 192V193H243ZM164 193V194H163ZM166 193V194H165ZM170 193H171V196H170ZM184 193V194H183ZM188 193H189V195H188ZM191 193H192V195H191ZM207 193H208V195H207ZM223 193V194H222ZM254 193H255V195H254ZM174 194H176V195H174ZM181 194V195H180ZM184 196H183V195ZM202 194H204V195H202ZM206 194V195H205ZM263 194V193H262ZM162 196V197H159V196ZM180 195V196H179ZM194 195V196H193ZM217 195H219V196H217ZM259 195H261V194H259ZM264 195V194H263ZM175 198H174V197ZM189 198L188 199V202H186V204H184L185 203V200H187V197ZM190 196V197H189ZM191 196H192V201H191ZM196 196H198L197 198H196ZM207 196V197H206ZM211 196H213V198H211ZM221 196H225V200L224 199H220V198H223V197H221ZM247 196V197H246ZM262 196V195H261ZM157 197V198H156ZM168 199H167V198ZM179 197H181L180 199H179ZM207 199H206V198ZM216 197V198H215ZM220 197V198H219ZM164 198V199H163ZM171 198V200L170 201H168L169 199ZM186 198V199H185ZM211 198V199H210ZM218 198V199H217ZM249 198H250V200H249ZM252 198V199H251ZM162 199V200H161ZM213 199V200H212ZM219 199H220V201H219ZM235 199H237V202L235 201ZM159 200V201H158ZM191 202H190V201ZM197 200V201H196ZM207 200H208V202H207ZM209 200H210V202H209ZM214 200H215V202H214ZM224 200V201H223ZM253 200V201H252ZM164 201H166V202H164ZM213 201V202H212ZM222 201V202H221ZM164 202V205L162 204V203ZM176 202V201H175ZM236 202V203H235ZM253 202H257V204L256 205H254L255 203H253ZM192 203V204H191ZM205 203H207L205 206L207 207L208 206V204H209V208H206V207H203L202 205H204ZM216 205H215V204ZM18 204V203H17ZM157 204V205H156ZM167 204V205H166ZM233 204V205H232ZM235 204V205H234ZM125 206V208L127 209V211H128V215H129V217L131 218V219H133V220H138L139 218L138 217H140V215H142V209H141V211H140V209L137 207L136 208V206L135 205H133V204H124ZM171 206V208H170V206ZM213 205V206H212ZM219 206V208H218V206ZM227 205L229 206V208L227 207ZM135 206V207H134ZM167 206V207H166ZM198 206V207H197ZM212 206V207H211ZM214 206H215V208H214ZM232 206H233V208H232ZM251 206H253L252 208L253 209H249V207H251ZM161 207H162V210H161ZM166 207V208H165ZM203 207V208H202ZM239 208V210H238V208ZM21 208V209H20ZM158 208H159V210H158ZM165 208V209H164ZM204 208H206V209H204ZM215 209V210H213V209ZM167 209H170L169 211L170 212H167L168 210ZM198 209V210H197ZM199 209H203L202 211L200 210L199 211ZM208 209V210H207ZM217 209V210H216ZM227 209H230V210H227ZM232 209H235V211L233 210V211H231ZM165 210V211H164ZM167 210V211H166ZM184 210V209H183ZM185 210L187 211V208L185 207ZM224 210V211H223ZM209 211V212H208ZM226 211H228V212H226ZM238 211V212H237ZM23 212H25L26 214H27V209H26V207H25V205L23 204V203H19V205L17 206L16 204H15V201H12V203L10 204V206L8 205L7 207H6V209H5V211H4V213H3V215H1L0 216V225L3 223L4 225H8L7 227V229H5V230H3L1 233H0V237L1 238H4V240H0V251H7V252H14V256L13 257H11L10 259H8L7 261H4V264H28L27 263V250L28 249H30L31 248V243H32V237L29 235V234H31V233H34V232H37L36 230H38V229H40V226H42V224H27V227L26 228H24V230L22 231V232H19V233H15V232H13V231H10V227H9V223H12V222H15V223H21V221L23 220V219H21L23 216H24V213ZM142 212V213H141ZM162 212V213H161ZM202 212V213H201ZM252 212V213H251ZM14 213H16L15 215H12V214H14ZM158 213V215H156ZM160 213V214H159ZM205 213V214H204ZM208 213V214H207ZM229 213H231V214H233V218H231V217H229L228 216V214ZM242 213V214H241ZM251 213V214H250ZM255 213V214H254ZM137 214H138V217H137ZM154 214H155V216H154ZM14 216V217H13ZM26 216V215H25ZM143 216V215H142ZM17 217V218H16ZM19 217V218H18ZM151 217H154V218H152L151 219ZM163 217V218H162ZM207 217V218H206ZM260 217V218H259ZM159 218V219H158ZM17 219H19L20 221H18ZM147 220V221H148ZM148 221V222H149ZM9 222V223H8ZM140 222V221H139ZM228 222H236V224L234 225V223L233 224H230V223H228ZM245 222V223H244ZM263 223V225H262V223ZM244 223V224H243ZM236 225H238V226H236ZM213 227H215V226H213ZM227 232V231H226ZM235 232V233H234ZM235 235H234V234ZM223 234V233H222ZM224 234H226V233H224ZM258 235L260 234L261 235V237L262 236H264V233H257ZM60 236L65 240V239H69L70 238V236H69V234L66 232V231H61L60 232ZM224 245L225 244H233L232 242L234 241V240H220ZM220 241H217L215 244H219V245H222V243L220 242ZM225 242V243H224ZM58 249V246H55V247H51V248H49V249H47L46 247H43L41 250H46V253H48V254H51V255H53L52 256V258H49V259H47L46 260V262H44V264H55L56 263V260H55V257L54 256H56V254H55V252H56V250ZM203 256H201L200 257V259L199 260H201L200 261V263L199 264H209L208 262H205L204 260H203ZM87 259L89 260V264H110L108 261H105L101 256H96V255H94L93 253H91V252H88V254H87ZM198 260V261H199ZM166 263V262H165ZM164 263V264H165ZM118 264V263H117Z\"/></svg>","mask_w":264,"mask_h":264}]
</instances>
